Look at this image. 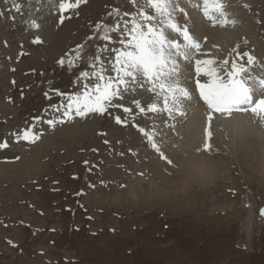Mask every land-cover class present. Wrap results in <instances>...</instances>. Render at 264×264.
<instances>
[{
    "label": "rangeland",
    "instance_id": "1",
    "mask_svg": "<svg viewBox=\"0 0 264 264\" xmlns=\"http://www.w3.org/2000/svg\"><path fill=\"white\" fill-rule=\"evenodd\" d=\"M254 5L249 14L264 45V2ZM116 8L135 10L130 0H86L61 23L49 0H0V143H8L0 149V264H264V175L246 178L234 164L230 177L220 164L224 175L185 186L173 178L175 166L159 173L154 163L165 161L138 129L158 120L135 110L132 95L122 102L132 114L110 109L55 129L45 123L61 115L51 107L64 99L56 89L80 90L76 75L103 43L95 26L112 23ZM36 36L43 42L33 43ZM81 44L79 68H61L58 60ZM33 125L39 141L16 140ZM225 147L215 148L230 152L219 162L234 161ZM164 179L168 186L151 185Z\"/></svg>",
    "mask_w": 264,
    "mask_h": 264
},
{
    "label": "snow or ice",
    "instance_id": "2",
    "mask_svg": "<svg viewBox=\"0 0 264 264\" xmlns=\"http://www.w3.org/2000/svg\"><path fill=\"white\" fill-rule=\"evenodd\" d=\"M85 2L58 0L53 3L49 0V4L60 13L61 23L70 18L66 17L68 12L79 9ZM130 3L134 11L121 14L119 8L113 9L109 13L110 17L113 14L116 17L112 23L96 24L102 46H97L96 53L87 58V68L76 75L73 83L79 91L65 93L55 90V94L64 99L51 107L61 115L45 121L48 126L55 129L57 125L72 123L77 118L103 115L110 109L122 108L127 114H132L134 109L145 116L166 113L172 123H164L175 131L177 123L188 122L189 112L195 116L198 101H202L206 106L202 147L195 148L196 153L212 152L213 125L218 119L230 121L233 132L241 138L264 136V63L258 62L250 52L239 50V45L231 49L228 57L219 58L205 47L207 37L201 36L203 29L197 15H190L186 7L181 6L182 3L190 5L213 27L234 26L237 21L229 18L224 0H130ZM13 6L20 11V4ZM244 7L250 6L245 4ZM179 17L183 18V23ZM29 26L40 28L35 19L29 22ZM94 38L90 36L88 39ZM42 42L39 36L33 40L35 44ZM218 47L211 45L212 49ZM82 60L84 45L81 44L57 63L72 72L79 68ZM257 67L259 71H256ZM129 95L133 96L131 104L134 109L122 103ZM141 95L143 102L135 98ZM45 96L51 99L48 93ZM247 116L251 118L238 119ZM35 119L39 121L41 118ZM115 122L127 123L120 116L115 117ZM34 127L16 134V140L35 144L42 133L35 132ZM138 129L158 153L159 159L175 166L164 151L168 142L166 134L158 131L155 124L151 130L139 126ZM7 147L6 141L0 143V149ZM260 212L264 216V209Z\"/></svg>",
    "mask_w": 264,
    "mask_h": 264
},
{
    "label": "bare ground",
    "instance_id": "3",
    "mask_svg": "<svg viewBox=\"0 0 264 264\" xmlns=\"http://www.w3.org/2000/svg\"><path fill=\"white\" fill-rule=\"evenodd\" d=\"M224 2L227 5L229 18L235 19L237 21L234 26L229 25L223 28L219 26L213 27L210 23L203 20L202 16L196 12V10L192 9L190 5L182 3L181 6H185L190 15L195 13L199 18L203 29L201 36L207 37V41L205 43V47L207 49H210L212 52L216 53V49L211 48L212 44H216L219 46L218 49L222 51L219 56L221 58H225L228 57V54L232 48L236 47V45H239V50H241L242 47V49H246L250 53L252 52L259 58L258 62L264 63V45L262 39L260 38V31L251 22V17L249 14V9L251 6L254 4L257 6H259V4L262 5L264 0H224ZM245 4L249 5L250 7L245 8ZM179 20L181 23H183L182 17H179ZM203 33H205V35ZM212 35L214 36L213 43H210ZM245 41H247V43H245ZM256 71H259V67H257ZM196 96L198 97V93H196ZM205 109L206 106L203 104V102L198 101L197 112L195 116L189 112L188 122L177 123L175 131L170 130L165 125L164 121L172 123V121L168 120L166 113L160 114L158 116H151L149 122L152 123V120L154 117H156L158 121L153 124L159 125L157 130L166 134L168 142L164 146L165 154L167 156L173 155L175 159L174 171H170V166L167 165L166 162L156 161L154 166H159L161 168V170H158V172L162 173V170H169L172 173L173 178L179 180L185 186H192L194 184L195 176H204L202 180H208L205 176L209 174H216L215 176L224 175V172L218 173L220 164H222L225 170L228 171L230 177L234 175L232 174L235 171L234 164L241 168L243 171L242 173L246 178V175L250 174L251 172L261 174V176H263L264 136L253 135L241 138L233 132L230 121L223 119L214 121V139L217 140L216 143L213 144V149L210 154L203 152L198 154L195 152V148L202 147L203 114ZM250 118V116L238 117V119L243 120H249ZM128 138L130 137L128 136ZM132 142L134 143V141ZM219 145H226L225 148H228L231 152H235L234 161L229 163H225L223 161L219 162V160L225 159L230 155V152L228 151L222 153L216 150L215 148ZM239 157H241L240 162L238 161ZM2 171L3 170L0 168L1 173ZM254 173L251 175H254ZM165 181L166 179L159 182L151 181V185L153 187L155 186L154 188L168 186L169 184H167ZM154 195L155 194H153V196ZM252 218L253 215L251 213V215H249L247 218V225L250 232L254 230L253 222H251Z\"/></svg>",
    "mask_w": 264,
    "mask_h": 264
}]
</instances>
